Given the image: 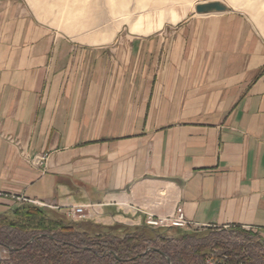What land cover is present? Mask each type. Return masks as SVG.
<instances>
[{"label": "crops", "instance_id": "0c3cea01", "mask_svg": "<svg viewBox=\"0 0 264 264\" xmlns=\"http://www.w3.org/2000/svg\"><path fill=\"white\" fill-rule=\"evenodd\" d=\"M264 229V28L237 10L97 43L0 0V215ZM40 205V206H39ZM57 217V216H55Z\"/></svg>", "mask_w": 264, "mask_h": 264}, {"label": "trees", "instance_id": "16d2710c", "mask_svg": "<svg viewBox=\"0 0 264 264\" xmlns=\"http://www.w3.org/2000/svg\"><path fill=\"white\" fill-rule=\"evenodd\" d=\"M230 229L236 235L216 245L204 240L206 238H199L194 233L197 230H186L180 235V229H153L146 225L129 229L125 226L69 223L66 219L51 216L43 208L28 205L9 215H0V246L14 248L10 261H1L0 264H82L73 263L75 257L88 255L91 250L96 254L112 253L106 257L83 255L88 262L84 264H112L113 255L126 260L118 264H168L166 256L173 264H204L209 256L215 255L216 248L229 255L226 260L216 257L221 264H264V255L259 256L254 251L264 249V240L242 228ZM172 231L177 236L170 238ZM233 238L234 242L230 241ZM32 239L36 240L29 244ZM154 242H159L163 249L139 257L144 248ZM133 257L137 258L131 260Z\"/></svg>", "mask_w": 264, "mask_h": 264}, {"label": "rangeland", "instance_id": "374dc122", "mask_svg": "<svg viewBox=\"0 0 264 264\" xmlns=\"http://www.w3.org/2000/svg\"><path fill=\"white\" fill-rule=\"evenodd\" d=\"M29 7L33 10L39 21L47 26L54 28L56 31L68 35L74 39L85 41H95L97 43H106L111 40L128 39L136 34L138 36L148 35L165 25H173L187 19L193 15L195 8L199 4L219 2L229 8V10H237L248 16L255 24L264 28V0H25ZM228 10V11H229ZM68 211V210H67ZM66 211V212H67ZM64 215H54L62 219H66L71 223L72 220ZM52 216V215H51ZM80 224V222H79ZM188 230V229H187ZM232 229H199L198 237L207 240L210 243L220 244L222 240L236 235L231 232ZM243 231L251 232L260 237L258 233L252 230L243 229ZM186 230L180 231V235H184ZM190 232V231H187ZM170 238L176 237L174 231L169 234ZM168 238V239H170ZM232 239V238H231ZM36 239L29 241L33 243ZM219 241L218 243H216ZM227 241V240H226ZM234 242L233 240H230ZM214 245V244H213ZM163 249L159 242L152 243L140 256H144L150 252ZM0 250L6 252L4 261H10L11 251L13 247L7 248L0 246ZM6 250V251H5ZM163 251V250H162ZM257 255H264V249H255ZM112 252L107 251L104 254H96V251L82 254L75 257L73 263H88L87 258H91L93 254L97 257H106ZM163 253V252H161ZM215 255L209 256V259H216L221 256L228 258V253L221 249H215ZM83 255L85 257H83ZM91 255V256H89ZM94 255V256H95ZM164 257L165 254L163 253ZM114 262L112 264L122 263L126 261L117 255H113ZM137 257L131 258V260ZM130 260V261H131ZM168 264H173L169 257H165ZM3 261V262H4ZM90 261V260H89ZM220 261V260H218ZM91 263V261L89 262Z\"/></svg>", "mask_w": 264, "mask_h": 264}, {"label": "built area", "instance_id": "2783aa9c", "mask_svg": "<svg viewBox=\"0 0 264 264\" xmlns=\"http://www.w3.org/2000/svg\"><path fill=\"white\" fill-rule=\"evenodd\" d=\"M40 206V205H39ZM67 216L72 221H80L87 218L89 213L87 207H71L66 212ZM145 225L153 229H180L187 230L190 228V222L186 219V216L181 208L177 209L176 215L172 217H156L152 214H148L145 220ZM260 237L264 240V229L256 230ZM6 251V250H5ZM6 252L0 250V262L4 261V254ZM222 260H226L224 257ZM207 264H221V261L216 259H209Z\"/></svg>", "mask_w": 264, "mask_h": 264}, {"label": "water", "instance_id": "95a60500", "mask_svg": "<svg viewBox=\"0 0 264 264\" xmlns=\"http://www.w3.org/2000/svg\"><path fill=\"white\" fill-rule=\"evenodd\" d=\"M198 14L221 13L229 10L227 6L219 2L199 4L195 8Z\"/></svg>", "mask_w": 264, "mask_h": 264}]
</instances>
